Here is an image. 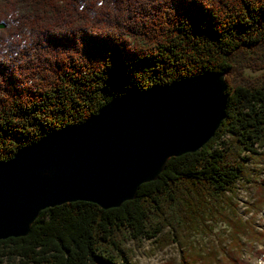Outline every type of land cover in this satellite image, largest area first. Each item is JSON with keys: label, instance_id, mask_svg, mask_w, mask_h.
I'll use <instances>...</instances> for the list:
<instances>
[{"label": "trees", "instance_id": "16d2710c", "mask_svg": "<svg viewBox=\"0 0 264 264\" xmlns=\"http://www.w3.org/2000/svg\"><path fill=\"white\" fill-rule=\"evenodd\" d=\"M0 23V162L129 92L224 72L229 95L215 136L135 199L46 208L27 236L0 240V264H126L121 237L155 238L177 216L198 226L231 199L264 144V82L229 78L264 47V0H0Z\"/></svg>", "mask_w": 264, "mask_h": 264}, {"label": "water", "instance_id": "95a60500", "mask_svg": "<svg viewBox=\"0 0 264 264\" xmlns=\"http://www.w3.org/2000/svg\"><path fill=\"white\" fill-rule=\"evenodd\" d=\"M5 23H0V28ZM226 73L207 72L115 97L0 162V240L27 236L46 208L137 197L172 157L200 150L226 117Z\"/></svg>", "mask_w": 264, "mask_h": 264}, {"label": "rangeland", "instance_id": "374dc122", "mask_svg": "<svg viewBox=\"0 0 264 264\" xmlns=\"http://www.w3.org/2000/svg\"><path fill=\"white\" fill-rule=\"evenodd\" d=\"M229 78L234 84H262L264 47L237 61ZM244 157L245 176L235 193L198 226L180 225L177 216L175 228L166 227L155 238L121 237L126 264H264V144ZM176 211L167 207L165 215ZM227 218L242 219L246 227L237 228Z\"/></svg>", "mask_w": 264, "mask_h": 264}]
</instances>
